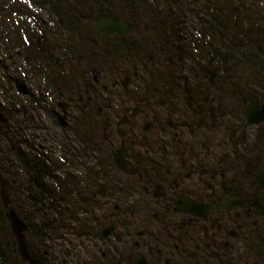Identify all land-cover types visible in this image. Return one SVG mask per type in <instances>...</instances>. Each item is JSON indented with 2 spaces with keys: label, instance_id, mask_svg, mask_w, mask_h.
Listing matches in <instances>:
<instances>
[{
  "label": "flooded vegetation",
  "instance_id": "flooded-vegetation-1",
  "mask_svg": "<svg viewBox=\"0 0 264 264\" xmlns=\"http://www.w3.org/2000/svg\"><path fill=\"white\" fill-rule=\"evenodd\" d=\"M94 2L80 20L110 57L86 78L76 63L67 113L53 110L77 149L61 165L46 159L53 172L27 171L26 205L8 189L32 260L7 209L0 264H264V123L246 114L264 101L228 91L221 71L235 48L264 57L259 29L233 30L225 12L197 15L211 0ZM104 17L130 32H99ZM185 63L189 86L174 92L168 80ZM250 159L259 164L247 171Z\"/></svg>",
  "mask_w": 264,
  "mask_h": 264
},
{
  "label": "rangeland",
  "instance_id": "rangeland-1",
  "mask_svg": "<svg viewBox=\"0 0 264 264\" xmlns=\"http://www.w3.org/2000/svg\"><path fill=\"white\" fill-rule=\"evenodd\" d=\"M75 1L0 0V108L7 117L8 127V133H2L0 137V153L11 160L14 168V175L6 179L8 184L15 181L20 187L23 183L24 170L16 161L17 154L26 156V159L52 157L55 164L61 165L65 156L63 152L68 149L70 153L67 154L72 155L77 149V139L67 140L53 115V110L62 111L59 104L65 103L69 95L63 81H66L65 74L75 68V62L66 58L65 49L69 37H76L75 33L68 32L57 22L54 14L56 9L65 10L69 4L73 7ZM229 1L246 18L242 24L244 29L254 28V24L263 30L264 0ZM189 32L187 28L185 39ZM74 50V55L81 60L79 65L83 72L106 64L105 52L99 46L89 45L83 53L77 52L76 47ZM181 69L168 80L174 92L184 91L185 86H189L186 79L188 64L185 63ZM238 70V87L242 91L246 88L250 101L263 102L264 78L260 76L258 67L242 66ZM20 86L26 89V94L20 91ZM128 91L132 92L133 87ZM148 93L145 90L144 94ZM228 106L232 103L229 102ZM254 129L249 128V133ZM248 138L252 139L251 134ZM27 195L26 192L23 198Z\"/></svg>",
  "mask_w": 264,
  "mask_h": 264
},
{
  "label": "trees",
  "instance_id": "trees-1",
  "mask_svg": "<svg viewBox=\"0 0 264 264\" xmlns=\"http://www.w3.org/2000/svg\"><path fill=\"white\" fill-rule=\"evenodd\" d=\"M232 2L229 0H221L219 2H216L214 0H211L210 5L208 7L205 8L202 7L198 12L197 15L200 14H207L209 16H211L212 18H214L215 13H223L225 12L227 15V20H228V27L232 28L233 30L236 29H241L242 31L245 30L243 27H245V25H242L246 18H243V16H241L242 14L240 13L241 10L237 9V8H233L232 6ZM96 8V4L94 2V0H76L75 4L73 7L70 6V4L68 5V7L65 10H61V9H56L54 17H56L58 19V23L63 27L66 28V30L68 32H73L76 34V37L70 36L69 39L67 40V45H66V49H65V55L66 58H70L72 59L71 62H77V64L80 63V59L79 57H77L76 55H74L75 50L74 48L76 47V51L83 53L84 50L87 48V46L91 45L92 47H98L97 45H94V42L91 40V38H94L93 36H90L89 34L85 33L84 31L86 30V26L84 24H82L81 20H80V15L84 14L85 12H88V10H92ZM185 17L187 18V12H185ZM252 26L254 27L255 25L252 24ZM260 35V41L258 43L259 46H262V41L264 39V28L261 31L260 29L258 30ZM244 33V32H243ZM246 34V33H244ZM243 36H247L244 35ZM76 38V39H75ZM229 38V44L231 42V34L228 35ZM233 44V42H231ZM111 44H114L118 46V43L116 41H112ZM231 45V44H230ZM232 46V47H231ZM228 47V50L230 49H234L235 47L233 45H231ZM106 55V60H108V58L110 57V51L111 49H104L101 48ZM231 50L229 51V56H228V63L226 65L225 68H220V70L223 72L222 76L223 78L226 79L227 81V86H228V91L231 92H239L241 93L240 95L242 96L243 100H247L248 102H252V100L250 101V97L247 96L246 94V88L245 90L241 87H238V85L236 83L239 82V67L242 66H249V67H253L254 65H256V67H258L259 70V74L261 77L264 78V57L262 56L261 52L257 50L256 47H254V45H250L249 48L247 50H240V49H234L232 50V54L230 53ZM242 60V64H240L238 61L241 62ZM107 62V61H106ZM185 66V64L181 65L178 67L177 71H181L182 67ZM176 71V72H177ZM189 71V66H188V70ZM175 72V73H176ZM84 73V78H86V74ZM172 74L171 76L175 75ZM187 74V73H186ZM65 80L63 81V85L64 87H67L70 85V79L71 76L70 74L66 73L65 74ZM187 79V78H186ZM235 85V86H234ZM239 88L241 89V91H238ZM250 98V99H249ZM256 99V98H254ZM6 115L3 112V110L0 108V137H2V133H8L7 130V119H6ZM1 155V153H0ZM26 156H22L17 154L16 155V161L19 162L18 165L22 166L23 170H24V179H23V183L22 185H20V187H18V185H14L7 182V178H9L10 176L14 175V168H13V163H11L9 159H7V157L1 155L0 157V192H1V186L2 184H4L5 186H7V188L9 189V191L13 194H15V196L18 195V197L20 196V200L19 203L21 204H25L26 205V201H25V197L23 198V195L26 192L27 189V171L28 170H32L34 172H40V173H46V172H53L54 170H56V165H54L53 167L49 166L45 160H40L38 157H31L26 159ZM258 165L259 163L257 161H253V160H245L243 162H241V166L245 168V170H249L252 166ZM254 171V169H253ZM6 208L4 206V203L2 201L1 198V193H0V244H5L6 243V231H7V216H6ZM11 231V230H10ZM5 250V247L3 249L0 248V251Z\"/></svg>",
  "mask_w": 264,
  "mask_h": 264
},
{
  "label": "water",
  "instance_id": "water-1",
  "mask_svg": "<svg viewBox=\"0 0 264 264\" xmlns=\"http://www.w3.org/2000/svg\"><path fill=\"white\" fill-rule=\"evenodd\" d=\"M97 29L99 32L103 34H108L109 32H116L120 37L126 36L131 28L127 23L124 21H115L109 17H104L97 21ZM214 74H212V78ZM20 91L22 93H27L26 89L23 86H20ZM65 112L67 113L66 109L63 108V103L59 105ZM247 117L250 123L252 124H260L264 123V104L259 106L257 103H251L247 108ZM60 123L62 126H66V116H60ZM1 198L4 203L6 209H8L7 216L8 219L11 221L13 233L17 239L19 244V250L22 257L25 260L31 262V253L29 252L28 246L25 240V231L27 230V225L24 221L18 216L17 212L10 207V195L8 189L5 185L1 186Z\"/></svg>",
  "mask_w": 264,
  "mask_h": 264
}]
</instances>
